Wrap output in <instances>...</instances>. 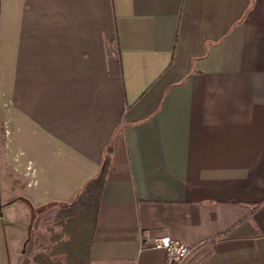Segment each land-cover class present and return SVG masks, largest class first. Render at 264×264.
Wrapping results in <instances>:
<instances>
[{
	"label": "crops",
	"instance_id": "1",
	"mask_svg": "<svg viewBox=\"0 0 264 264\" xmlns=\"http://www.w3.org/2000/svg\"><path fill=\"white\" fill-rule=\"evenodd\" d=\"M109 145L92 264H166L144 232L204 242L191 264H264V0H0L19 264L41 207L70 203Z\"/></svg>",
	"mask_w": 264,
	"mask_h": 264
},
{
	"label": "trees",
	"instance_id": "2",
	"mask_svg": "<svg viewBox=\"0 0 264 264\" xmlns=\"http://www.w3.org/2000/svg\"><path fill=\"white\" fill-rule=\"evenodd\" d=\"M111 162L112 146L109 145L100 173L88 181L70 203L60 205L51 222L61 226L62 231L53 235L54 248L51 252L39 249L36 240L39 224L34 219L24 247L23 264H29L31 259L38 264H92L90 250Z\"/></svg>",
	"mask_w": 264,
	"mask_h": 264
},
{
	"label": "rangeland",
	"instance_id": "3",
	"mask_svg": "<svg viewBox=\"0 0 264 264\" xmlns=\"http://www.w3.org/2000/svg\"><path fill=\"white\" fill-rule=\"evenodd\" d=\"M1 176L2 169L0 163V203H4L10 196L7 191L11 192L12 188L10 184H5ZM14 205L12 207H3L0 211V264H19L21 252L28 237L29 211L28 213H24L22 203H15ZM48 207H41V210L45 211V213L42 211L43 213L35 219L39 224L36 230L39 235L36 240L41 251L47 250L51 252L54 248L52 237L56 233H61L62 227L53 225L51 222L52 217L60 209V206L55 211L49 213L46 212ZM26 208H29L28 205H26ZM48 216L52 217L49 218ZM23 256L24 254L22 258ZM60 257L63 260V257Z\"/></svg>",
	"mask_w": 264,
	"mask_h": 264
},
{
	"label": "built area",
	"instance_id": "4",
	"mask_svg": "<svg viewBox=\"0 0 264 264\" xmlns=\"http://www.w3.org/2000/svg\"><path fill=\"white\" fill-rule=\"evenodd\" d=\"M204 244H186L170 235L150 237L146 232L143 234V248L164 251L166 264H191L195 256L202 251Z\"/></svg>",
	"mask_w": 264,
	"mask_h": 264
}]
</instances>
